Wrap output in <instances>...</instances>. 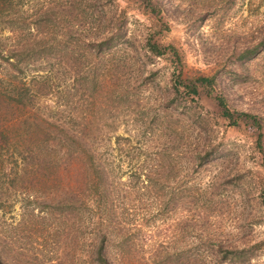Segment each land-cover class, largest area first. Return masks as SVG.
Masks as SVG:
<instances>
[{
  "label": "rangeland",
  "instance_id": "1",
  "mask_svg": "<svg viewBox=\"0 0 264 264\" xmlns=\"http://www.w3.org/2000/svg\"><path fill=\"white\" fill-rule=\"evenodd\" d=\"M151 4L3 1L6 264H264V0Z\"/></svg>",
  "mask_w": 264,
  "mask_h": 264
},
{
  "label": "trees",
  "instance_id": "2",
  "mask_svg": "<svg viewBox=\"0 0 264 264\" xmlns=\"http://www.w3.org/2000/svg\"><path fill=\"white\" fill-rule=\"evenodd\" d=\"M3 1L4 0H0V16H1V14H4V11L1 10V7H2L1 5L3 4ZM141 2L143 4L144 8H146V10H148L150 12H157L158 11L157 7H155L151 4V0H141ZM263 44H264V40L262 41V45ZM103 45H109V44L106 40H103L101 43H98V47H102ZM149 48L151 49V51L153 53H155L158 56L164 55L167 51V48L165 50H163L158 44L152 43L151 41L149 42ZM170 49L171 50L173 49V52L176 53V51L173 47H171ZM7 57H9L8 64L10 66L18 67V64H20V61H21L20 54H11V56L9 55ZM11 59H12V61H11ZM178 76H179V83H181L180 85H183L189 93L196 95L199 93V91H198L199 87L203 86L206 89H208L209 95H213V91H214L213 90V83L215 81L214 77L199 75V76L187 77L186 79L180 80V78L182 76V72H180ZM215 99L217 100L218 105L222 108L224 116L227 119H229L231 123L237 124L239 119H242L245 121H252L256 125L261 127V120L257 116L250 114V113H247V112H237V113L232 112L227 107L225 100L222 96L217 95V96H215ZM262 143H263L262 142V136H259L258 144L260 145V149L264 153V146H261ZM99 262H100V264H108V261H107L105 254H104L103 248H101L99 250ZM0 264H6L1 257H0Z\"/></svg>",
  "mask_w": 264,
  "mask_h": 264
}]
</instances>
